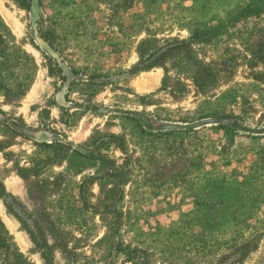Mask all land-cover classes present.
Returning <instances> with one entry per match:
<instances>
[{
    "label": "rangeland",
    "instance_id": "obj_1",
    "mask_svg": "<svg viewBox=\"0 0 264 264\" xmlns=\"http://www.w3.org/2000/svg\"><path fill=\"white\" fill-rule=\"evenodd\" d=\"M0 264H264V0H0Z\"/></svg>",
    "mask_w": 264,
    "mask_h": 264
},
{
    "label": "bare ground",
    "instance_id": "obj_2",
    "mask_svg": "<svg viewBox=\"0 0 264 264\" xmlns=\"http://www.w3.org/2000/svg\"><path fill=\"white\" fill-rule=\"evenodd\" d=\"M142 83V82H141ZM144 83V82H143ZM146 83H144V86H145Z\"/></svg>",
    "mask_w": 264,
    "mask_h": 264
}]
</instances>
